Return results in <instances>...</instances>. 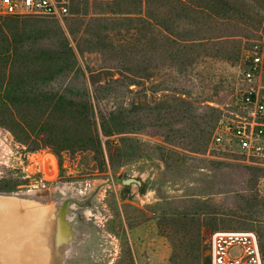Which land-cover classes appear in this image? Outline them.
Masks as SVG:
<instances>
[{"label":"rangeland","instance_id":"1","mask_svg":"<svg viewBox=\"0 0 264 264\" xmlns=\"http://www.w3.org/2000/svg\"><path fill=\"white\" fill-rule=\"evenodd\" d=\"M263 39L264 0L0 16V55H24L4 85L25 125L0 118V195L18 200L0 206V264H200L218 230L254 231L264 252V163L213 142Z\"/></svg>","mask_w":264,"mask_h":264},{"label":"built area","instance_id":"2","mask_svg":"<svg viewBox=\"0 0 264 264\" xmlns=\"http://www.w3.org/2000/svg\"><path fill=\"white\" fill-rule=\"evenodd\" d=\"M74 0H0V16L53 17L70 14ZM217 132L213 142L232 145L241 154L264 163V39L245 51L238 113ZM208 264H264V252L251 230H218L208 239ZM239 248L232 256L230 249Z\"/></svg>","mask_w":264,"mask_h":264},{"label":"trees","instance_id":"3","mask_svg":"<svg viewBox=\"0 0 264 264\" xmlns=\"http://www.w3.org/2000/svg\"><path fill=\"white\" fill-rule=\"evenodd\" d=\"M19 56H24L20 54L17 50L16 46L11 45L9 48L0 55V62L5 61L3 74H0V80L2 79L3 85L0 87V118L4 121V123H8V125L16 130L20 135H24L25 125L20 116L16 113L15 102L11 101L9 98V90L7 89L5 82L10 76L11 67L13 63L18 59ZM20 103V102H19ZM17 105V104H16ZM20 105V104H18ZM36 145H41V142H35ZM262 246V245H261ZM200 264H207V258L203 259Z\"/></svg>","mask_w":264,"mask_h":264},{"label":"bare ground","instance_id":"4","mask_svg":"<svg viewBox=\"0 0 264 264\" xmlns=\"http://www.w3.org/2000/svg\"><path fill=\"white\" fill-rule=\"evenodd\" d=\"M18 203V200L15 198V197H13V196H2V195H0V206H4L5 208H7L8 207V209L9 208H12V210L14 209V207H15V205ZM3 207V208H4ZM46 211V210H45ZM44 212V211H43ZM44 214V213H43ZM58 222H59V220H58ZM54 224V223H53ZM60 224V223H59ZM42 226V225H41ZM42 228V227H41ZM49 228V227H48ZM51 228H53V227H51ZM44 232V231H43ZM46 232V231H45ZM48 233V232H47ZM59 233H60V235H61V237L62 238H64V239H67L68 238V232H67V229H66V227L65 226H61L60 225V229H59ZM48 235V234H47ZM51 238V237H50ZM54 240V239H53ZM66 246H64V248H65ZM60 256V255H59ZM55 264H58V259H57V261H56V263Z\"/></svg>","mask_w":264,"mask_h":264},{"label":"water","instance_id":"5","mask_svg":"<svg viewBox=\"0 0 264 264\" xmlns=\"http://www.w3.org/2000/svg\"><path fill=\"white\" fill-rule=\"evenodd\" d=\"M208 262H209V259L207 258V264H208Z\"/></svg>","mask_w":264,"mask_h":264}]
</instances>
